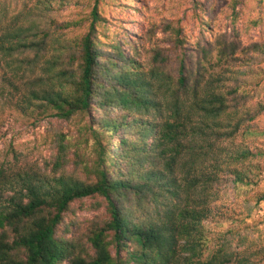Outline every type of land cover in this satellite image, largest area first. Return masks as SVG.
Masks as SVG:
<instances>
[{"label": "trees", "instance_id": "16d2710c", "mask_svg": "<svg viewBox=\"0 0 264 264\" xmlns=\"http://www.w3.org/2000/svg\"><path fill=\"white\" fill-rule=\"evenodd\" d=\"M99 4L72 41L53 0H0L14 106L83 116L93 141L87 155L58 132L48 157L0 162V264H263L261 236L211 225L224 184L257 185L264 169V151L246 142L264 133L249 85L264 44L245 45L238 29L209 37L204 25L192 41L169 19L106 41ZM0 97L5 110V87ZM92 205L105 217H80Z\"/></svg>", "mask_w": 264, "mask_h": 264}, {"label": "rangeland", "instance_id": "374dc122", "mask_svg": "<svg viewBox=\"0 0 264 264\" xmlns=\"http://www.w3.org/2000/svg\"><path fill=\"white\" fill-rule=\"evenodd\" d=\"M98 0H53L54 18L65 27L66 37L72 41L81 40L91 23L90 15ZM99 9L103 18L100 26L103 40L112 41L116 36L123 37L135 26V21L146 19L148 22H160L163 19L179 21L186 34L195 41L202 33L203 25L209 37L219 33L232 34L234 29L242 33L245 45L264 44V0H99ZM140 2V4H137ZM138 8H143L141 11ZM52 14V15H53ZM5 76V82H4ZM9 77L0 69V96L5 87V110L0 109V162L16 163L48 157L53 152L54 136L65 133L73 151L81 150L89 154L93 150L92 138L86 132L88 120L75 116L70 120L55 117L54 112L24 114L14 106V95H9ZM251 88L256 90V100L264 103V62L256 69L249 80ZM0 99H2L0 97ZM3 100V99H2ZM17 102V98L14 100ZM257 130L264 132V115L257 122ZM90 139V141L87 139ZM244 141L239 138L238 142ZM253 148L264 151V133L249 136L246 140ZM264 168V157L258 159ZM257 185L236 190L224 184L217 210L223 216L215 218L213 231L234 228L253 237L264 240V169ZM262 197L261 202L258 199ZM101 199H91L88 203ZM80 206V204H78ZM97 206V203H96ZM88 207V206H86ZM95 209H94V208ZM80 211V209H79ZM89 212L79 213L80 217L104 218L105 211H97L92 205ZM85 220V219H84ZM76 219L82 224L83 236L90 228L86 221ZM91 220V219H90ZM81 235V234H80ZM264 264V263H263Z\"/></svg>", "mask_w": 264, "mask_h": 264}]
</instances>
